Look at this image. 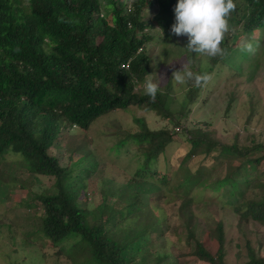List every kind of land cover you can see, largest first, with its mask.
<instances>
[{
  "label": "trees",
  "instance_id": "16d2710c",
  "mask_svg": "<svg viewBox=\"0 0 264 264\" xmlns=\"http://www.w3.org/2000/svg\"><path fill=\"white\" fill-rule=\"evenodd\" d=\"M177 2L155 0L156 19L163 16L161 27L169 33L171 28L168 27L175 22ZM19 3V0H0V161L6 155H14L31 177H50L53 180V195L49 191L25 203L27 208L41 211L38 231L33 230L32 234L36 231L40 239L47 240L56 257L66 255L63 242L75 235L82 248L84 245L89 251V261L84 260H88L87 256L80 258L88 264H91L90 260L94 264H133L141 248L145 250L142 252L144 256L149 253V257H155L156 262L162 258L156 255L157 252L150 253V249H145L146 245H140L144 242L149 246L150 232L146 230H132V236L123 243L109 236L113 230H121L123 224L128 225L125 221L140 212L142 208H132V203L136 206L139 194L133 193L131 201L125 204L117 199L110 206L102 204L110 208V212L104 214L106 209L100 211L99 215L103 216L98 215L97 223L88 224L89 211L77 199L76 187L70 183L72 177L67 166L62 167L51 154L52 149L61 143L60 137L67 129L87 131L96 118L132 106L153 113L162 127L150 130L138 123L136 130L123 132L122 138L117 141L116 145L132 144L133 160L138 163L134 172L137 179L135 182L130 179L128 185L139 184V175L143 171L150 173V165L157 163L164 154L173 152V148L168 150L169 147L178 144L177 153L182 150L185 153L180 158L177 156L176 160L186 165L184 168L192 165L195 169L193 173H187L177 186L183 189L184 195L177 212H182L186 225L180 229L176 227L175 231H178L175 233L179 234L174 235L184 234L192 242V248L187 249L185 254L195 261L226 264L221 222L204 230L199 239L194 237L197 216L189 207L199 203H192L190 194L205 188L220 191L225 203L240 216V225L248 220L264 223V184L259 183L256 176L249 179L245 176L246 168L255 170L264 162V136L261 133L258 136L250 134L240 145H237L236 137L231 145L212 140L207 124H199L203 126L200 127L195 119L190 118L191 111L201 112L205 107L210 93L207 87L195 86L193 93L192 87L187 88V103L184 106L181 104L177 111H170L167 105L169 82L159 87L155 101L150 102L143 92L151 62V52L146 49L151 37L146 32L143 13L153 4L151 0H26L23 6ZM234 3L236 9L230 16L229 24L235 31L230 32L222 44L227 55L207 57L208 68H195L194 73L216 76L220 68L230 69L245 63L249 58V52L243 50L245 44L250 43L256 51L252 61L260 55L259 52H264V0H234ZM240 36L242 39H239ZM183 37L184 48L179 53L185 55L187 62L191 61L192 68L196 54L185 49L188 39ZM235 51H240L239 59H234ZM240 71L241 68L236 76L241 74ZM137 86L142 93H137ZM232 102L230 97L225 113L230 111ZM249 121L250 117L245 123ZM247 128L243 127L248 131ZM235 160L240 161L239 167L228 171L218 181L206 179L208 170H196L216 162L220 167H227L235 164ZM92 166L93 171L87 172L91 177L97 163ZM236 171L243 172L237 174ZM73 173L76 175L77 171ZM157 174L160 172L150 173L151 177ZM233 176L241 178L242 189L234 191ZM215 182L219 183L218 187ZM247 190H252L253 197H259L255 201L246 200L244 195ZM234 192H237L235 196ZM116 203L119 206L117 212L114 210ZM155 211L152 209L154 217ZM197 219H202L201 214ZM157 221L153 228L159 227L160 220ZM213 242L216 244L214 248L211 247ZM244 246L246 258L238 264H264V257L255 255L247 242ZM177 255L185 257L184 253L178 252Z\"/></svg>",
  "mask_w": 264,
  "mask_h": 264
},
{
  "label": "rangeland",
  "instance_id": "374dc122",
  "mask_svg": "<svg viewBox=\"0 0 264 264\" xmlns=\"http://www.w3.org/2000/svg\"><path fill=\"white\" fill-rule=\"evenodd\" d=\"M151 1L153 4L143 13L147 24L146 32L151 37L146 44V49L151 52L149 75H153V81L160 86L167 82L170 83V97L167 105L170 111H177L181 104L184 106L187 103L186 89L192 87L193 93L195 87L194 81L179 85L172 80L173 72L182 70V65L187 62L185 55L179 53L184 48L182 42L184 37L164 31L161 27L164 18L162 16L156 19L158 17L157 6L155 0ZM19 2L23 6L26 0H19ZM157 28L163 30V35L162 32L156 30ZM239 39H242V36ZM255 53V49L249 52V58L245 63L231 66L230 69L220 68L216 76L212 74L213 79L206 86L210 93L205 107L201 112L191 111L190 118L195 119L198 125L207 124V131L212 132L210 138L221 144L231 145L235 137L237 145L243 144L250 134L258 136L261 133L264 136V52H259V58L252 61L251 57ZM240 56V51L233 52L234 59H239ZM195 57L191 68L193 72L195 68L200 70L208 68L210 63L207 57L197 54ZM240 68L241 74L236 76L235 73ZM220 78L226 79L218 81ZM138 88L137 86V93H142V90ZM230 97L233 98V102L230 104V111L225 113ZM152 114L132 106L122 111L109 112L96 118L87 131L67 129L60 137L62 138L61 143L52 149L51 154L58 159L62 167L67 166L72 177L70 183L76 187L74 190L77 199L89 211L90 221L86 218L88 224L97 223L100 211L106 209L104 214L110 212V208H105L102 204L110 206L116 199L125 204L131 201L133 193L139 194L136 206L132 203V208L140 207L142 208L140 212L136 211V215L125 221L128 225L123 224L121 230H113L109 236L117 241L120 239L123 243L132 236V230H146L150 232L149 246L144 242L140 245H146L145 249H150V253L157 252L156 255L162 258L156 262L155 257H149V253L144 256L142 252L145 250L141 248L133 264H203L185 254L187 249L192 248V242H189L184 234L174 235L178 231L175 229L186 225L182 212L181 214L177 212L179 203L184 197L183 189L177 186L184 177L186 178L187 173H193L195 169L192 165L184 168L186 165L176 160L177 156L182 157L185 151L177 153L179 145L170 146L168 150L173 148V152L159 157L157 163L153 162L148 168L150 173L158 171L160 174L151 177L150 173L143 171L139 175L141 179L138 181L139 184L128 185L130 179L134 182L137 179L134 177V172L138 163L133 160V147H130L132 144L116 145V143L122 138L123 132L136 130L138 123L150 130L161 129V123ZM248 117L250 121L245 123ZM183 126L186 127V124ZM244 126L248 127V131L243 129ZM82 156L83 160L79 161ZM234 162L235 164L232 162L233 164L227 167H220L217 162L211 163L207 167L200 166L196 170L206 169L208 170V173H205L208 174L206 179L208 181L217 179L218 181L228 171L239 167L240 161L235 160ZM94 163H97V167L91 177V174L87 172L93 171L92 164ZM22 164L14 155H6L0 161V264H75V262H82L80 258L84 259L86 256L88 260H84L89 261V251L86 247L84 248V245L82 248L75 235L63 242L64 254L69 257L66 255L56 257L52 254L53 248L50 243L39 238V233L36 231H38V217L41 211L27 208L25 203L36 195H44L49 191H52L49 194L53 195L55 193L51 188L53 180L50 177H31L23 170L24 165ZM246 169L247 179L256 176L257 181L264 184V162L259 164L255 170L252 167ZM74 171H77L76 175ZM242 172L236 171L237 174ZM237 176H233L234 180L232 179L234 191L242 189L244 185L240 183L241 178ZM162 182H167V184L161 185ZM216 186L218 187L219 183ZM203 190L197 189L190 194L193 199L192 203H199L191 204L189 207L192 214L194 211L193 215L197 216L194 237L199 239L204 230L212 228L216 222H221L225 235L223 259L226 264H238L245 260L246 247L244 245L246 242L255 255L264 257V223L248 220L240 225V216L233 213L232 207L225 203L220 191H211L208 188ZM236 194L237 192H234V196ZM258 197H253L252 190H247L244 195L248 201L256 200ZM117 204L114 205L115 212L119 210ZM152 209L156 210V217ZM200 214L202 219L198 220ZM157 219L160 220L159 227L154 226L156 229L154 230L153 224ZM33 230L36 231L32 234ZM135 243L138 242L135 241ZM215 245L213 242L211 247L214 248ZM178 252L184 253V259L177 255ZM72 253L74 255H71ZM237 255L239 258H236ZM90 263L94 264L91 260Z\"/></svg>",
  "mask_w": 264,
  "mask_h": 264
},
{
  "label": "clouds",
  "instance_id": "9594fccd",
  "mask_svg": "<svg viewBox=\"0 0 264 264\" xmlns=\"http://www.w3.org/2000/svg\"><path fill=\"white\" fill-rule=\"evenodd\" d=\"M129 8V6H127ZM234 0H178L174 8L175 22L171 33L175 36H186L188 43L185 49L202 57H225L227 50L222 47L226 36L235 30L229 19L235 11ZM162 32L163 30L157 28ZM244 51L252 52V45L245 44ZM191 61L182 65V70L173 72L172 80L179 85L194 81L196 87H206L213 79L209 73H194ZM144 94L154 102L160 85L153 81V75H147L144 81Z\"/></svg>",
  "mask_w": 264,
  "mask_h": 264
}]
</instances>
